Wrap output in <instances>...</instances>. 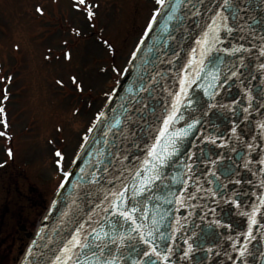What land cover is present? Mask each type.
<instances>
[{
    "label": "water",
    "instance_id": "obj_1",
    "mask_svg": "<svg viewBox=\"0 0 264 264\" xmlns=\"http://www.w3.org/2000/svg\"><path fill=\"white\" fill-rule=\"evenodd\" d=\"M217 13L227 17L232 32L221 28L220 41L208 51L197 42ZM262 37L264 0H229V5L224 0H165L20 264H56L78 229L81 242L87 237L90 248H74L82 253L75 258L90 262L92 252L99 255L95 245L101 241L93 237L100 233L106 245L102 259L115 256L118 264H148L149 259L155 264H264V209L256 214L250 238L248 218L242 214L264 195ZM241 45L240 52H231ZM181 79L186 94L161 136ZM181 129L188 135L175 137ZM157 137V152L167 155L162 149L169 138L178 139L179 151L158 166L162 179L142 184L145 177H154L153 163L158 162L148 153ZM185 164L192 165L190 173ZM141 187L146 190L134 195L133 189ZM125 188V198L118 200L113 193ZM113 205L128 210L137 224L159 229L154 242L161 257L143 256L148 249L138 233H131L136 239L129 236L136 225ZM147 227L141 229L145 234ZM122 234L123 244L112 242Z\"/></svg>",
    "mask_w": 264,
    "mask_h": 264
},
{
    "label": "rangeland",
    "instance_id": "obj_2",
    "mask_svg": "<svg viewBox=\"0 0 264 264\" xmlns=\"http://www.w3.org/2000/svg\"><path fill=\"white\" fill-rule=\"evenodd\" d=\"M89 2L91 19L76 0H0V171L30 173L44 192L38 215L63 177L53 149L65 153L67 170L80 133L100 113L158 6L157 0Z\"/></svg>",
    "mask_w": 264,
    "mask_h": 264
},
{
    "label": "snow or ice",
    "instance_id": "obj_3",
    "mask_svg": "<svg viewBox=\"0 0 264 264\" xmlns=\"http://www.w3.org/2000/svg\"><path fill=\"white\" fill-rule=\"evenodd\" d=\"M225 5H229V0H224ZM157 3L160 4L161 6L164 5V0H157ZM75 7L77 8V10H81V11H85L87 13V16L89 19H91L94 16V12H93V7H95V5H93L92 3L89 2V0H76L75 3ZM39 11V9H38ZM156 16L155 14L153 15V20H155ZM227 17L222 16L220 13H217V17L213 19L212 24H210L208 26V31H206L203 34V38L202 40L198 41L197 43L200 44L202 47L207 46L206 50L210 51L212 45H214L215 43H218L220 41V36H219V31L221 28L226 29L229 33L232 32V28L227 24ZM152 24L149 23L148 28L151 29ZM145 35H147V32L145 33ZM261 39H264V37H262ZM107 43V42H105ZM243 49V45H241L240 47H233L231 49L232 53H237L240 52ZM262 54H264V49H262ZM203 55V53H202ZM133 56H135V53H133ZM242 62V61H241ZM200 63L202 64L203 61H200ZM262 68H264V65H261ZM198 75V74H197ZM237 73L236 72H232V76H236ZM213 79H218V77H213ZM194 82V81H193ZM181 84V92L178 93L176 95V100L173 103L172 106V112L171 114L164 120V125H165V129L162 130L161 132V136H163L167 130V126L173 121V119L176 117L177 112L179 111V104L181 103V95L182 94H186L185 92V87H186V82L185 80L181 79L180 81ZM249 99V106H251V100L252 97L249 94L248 96ZM190 103V101H189ZM0 111H3L2 109H0ZM243 111L245 113L248 112V108H244ZM101 115H103L101 113ZM99 119V117H98ZM198 123V121L194 122L193 124H188L187 129H192L194 127V124ZM259 127L261 129H264V122H261L259 124ZM89 131H91V129H89ZM233 133L236 132V128L233 127L232 129ZM3 133H0V135H2ZM175 137H180V136H187L188 135V130L186 129H181L178 133L173 134ZM88 138L85 137V140H87ZM206 140H209L212 143H215L216 140L212 137H205ZM160 142V137H157V144L152 145L148 155L150 157H153V160L155 162L158 163H153V172H154V177H145L144 181H142V184H147L150 183L152 181V179H162V176L160 174V172L158 171V166H163L165 164V162L167 161L168 157H171L173 155H175L178 151L179 148L177 146L178 144V139L175 138H169V140L165 143L164 148L162 149L163 153H167V155H163L161 154V152H157V146ZM250 149L253 147L252 145L248 146ZM169 148L171 149L169 151ZM8 155L11 156L12 153L9 150ZM58 158L62 159V155L59 151L56 152L55 154ZM187 159H191V157L189 156ZM57 163H59V160L57 161ZM145 163H148V161H145ZM215 161H212V164L215 165ZM248 163H250V161H246L245 163V167L248 166ZM261 164H264V159H262L260 161ZM184 167L187 169V171L190 173L192 171V165L191 164H185ZM262 171H264V169H262ZM69 174L65 173V177L67 178ZM137 175H140V173H137ZM210 175L212 177H215L216 180H219V176L216 175V173L214 171L210 172ZM209 183H212L213 181L209 180ZM237 183H239V181H236ZM262 184H264V181H262ZM61 187H63V185H61ZM146 188L145 187H141L139 189L134 188L133 189V193L134 195H137L143 191H145ZM127 191V189L125 188L124 191L121 192H117V193H113V195L118 199V200H123L125 198V192ZM211 191V190H209ZM213 195H215L216 193L213 192ZM258 203H254L251 206V211L250 212H244L242 213L243 215H245L248 218V224H249V232L247 234L246 238H250L251 237V231H252V226L254 224L257 223L256 220V214L258 212H261L262 209H264V195H259L257 197ZM178 202H182V201H178ZM233 203H235V201H233ZM114 208H116L117 210L120 209V205H113ZM107 211V210H105ZM137 209L135 207H133L131 209V212H136ZM119 216L124 217L125 221H131L133 225H136V227L134 228H130L129 229V236L132 239H136L137 237L135 236H131V233L133 232H137L138 233V239L140 242H142L143 244H145L147 246L146 251L143 252V256L144 257H150L151 255H155L156 257H161L162 256V252L158 250V245L155 244V232L159 231V229H155L152 227H147L145 225H139L136 223L135 218L130 214V212L128 210H119ZM156 224L155 219L153 220V225ZM83 227V226H81ZM147 227V232L145 234L144 231H141V229L146 228ZM95 231V230H93ZM80 232V229L77 230V234H74L72 239L70 241H68V243L65 245L64 249L62 250V255L57 256L56 257V264H69V262H71V264H118V260L117 257L113 256L111 258H103L104 257V251L106 248V245L102 246V237L100 235V233H97L93 239L96 241H101V243H98L95 245V247L97 249H99V255H97L96 252H92V261L90 262L88 260L87 257H85L83 260H80L77 257L78 255H82V253H75L73 252L74 248H80V249H85V248H90V245L86 242L87 241V237H85V242H81V239L78 235V233ZM105 237L108 236V233H104L103 234ZM160 239L164 238V233L160 232ZM119 240L121 242V244H123L124 240H125V236L122 234L119 237L113 236L112 237V242L116 243V241ZM185 243H187V241H185ZM192 249V245L188 244V251H191ZM168 251L171 252L172 249L169 247ZM244 249L241 250V255H243ZM188 255V252H185V256ZM120 259H123L122 257ZM164 259L167 260V256H164ZM133 264H142L141 261H137L134 260ZM148 264H155V261H152L149 259Z\"/></svg>",
    "mask_w": 264,
    "mask_h": 264
},
{
    "label": "flooded vegetation",
    "instance_id": "obj_4",
    "mask_svg": "<svg viewBox=\"0 0 264 264\" xmlns=\"http://www.w3.org/2000/svg\"><path fill=\"white\" fill-rule=\"evenodd\" d=\"M31 177L28 171H0V264H15L43 207V189Z\"/></svg>",
    "mask_w": 264,
    "mask_h": 264
},
{
    "label": "bare ground",
    "instance_id": "obj_5",
    "mask_svg": "<svg viewBox=\"0 0 264 264\" xmlns=\"http://www.w3.org/2000/svg\"><path fill=\"white\" fill-rule=\"evenodd\" d=\"M157 11H158V9L156 10V12H157ZM156 12H155V13H156Z\"/></svg>",
    "mask_w": 264,
    "mask_h": 264
}]
</instances>
